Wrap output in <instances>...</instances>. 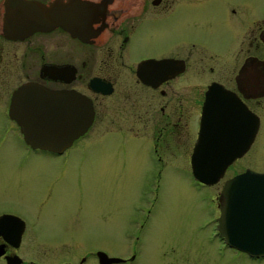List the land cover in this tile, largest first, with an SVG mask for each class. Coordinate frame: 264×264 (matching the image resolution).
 I'll return each mask as SVG.
<instances>
[{"label":"flooded vegetation","instance_id":"obj_1","mask_svg":"<svg viewBox=\"0 0 264 264\" xmlns=\"http://www.w3.org/2000/svg\"><path fill=\"white\" fill-rule=\"evenodd\" d=\"M252 2L0 0V142L9 137L13 147L25 148V155L10 163L32 175L23 193L6 195L12 203L0 204V216L9 215L0 221V264L86 260L88 255H79L73 263L71 255H43L42 246L34 252L33 247L43 240H71L70 214H57L59 234L51 235L43 232L44 222H55L37 216L44 207L71 211V203L58 194L71 166L65 153L91 131L113 133L111 142L121 149L144 148L157 174L170 163L189 166L197 139L217 156L220 146L237 153L215 182L220 188L246 168L264 171L263 165H251L252 145L264 144V2ZM164 33L173 48L155 47L156 36ZM29 81L71 91L63 102L71 104V131L86 124L59 153L27 143L10 116L12 91ZM31 107L22 112L34 111ZM42 168L52 172L41 178ZM190 176L196 187L204 185ZM220 200L219 189L217 211ZM30 211L36 219L27 215ZM92 256L99 264L95 251ZM197 260L264 264V255L230 247L228 255Z\"/></svg>","mask_w":264,"mask_h":264},{"label":"rangeland","instance_id":"obj_2","mask_svg":"<svg viewBox=\"0 0 264 264\" xmlns=\"http://www.w3.org/2000/svg\"><path fill=\"white\" fill-rule=\"evenodd\" d=\"M166 36H156V48L174 47ZM111 134L91 131L65 153L71 166L58 194L71 203V211L47 212L44 207L37 217L55 222L57 214H70L71 240H43L33 252L42 246L43 255H71L73 263L79 255H88L82 264H96L92 256L96 249L120 258L132 256L126 263L111 264H197L201 255H228L230 247L215 235L214 198L220 182L196 187L186 162L170 163L157 174L144 148L116 147ZM7 138L0 142V204L12 203L6 195L19 189L23 193L21 189L32 178L10 163L26 151L19 143L13 147ZM251 163L264 166V144L252 145ZM38 172L45 178L52 170ZM27 215L36 219L34 211ZM42 230L45 235L59 234V225L44 222Z\"/></svg>","mask_w":264,"mask_h":264},{"label":"water","instance_id":"obj_3","mask_svg":"<svg viewBox=\"0 0 264 264\" xmlns=\"http://www.w3.org/2000/svg\"><path fill=\"white\" fill-rule=\"evenodd\" d=\"M69 98L71 91L51 89L31 81L24 82L11 93L10 116L20 126L27 143L59 153L82 134L86 127V124H81L80 129L71 131V104H63ZM26 106H32L35 110L23 113L22 109ZM254 132L255 127L248 136V142ZM219 148L217 156L213 148L202 146L199 139L195 141L190 155V169L194 179L204 184H213L237 155L230 146ZM220 196L216 228L224 243L249 255H264V172L247 168L235 174L224 181ZM8 216L1 215L0 221ZM95 254L99 264L120 260L118 257L107 256L102 250L95 251Z\"/></svg>","mask_w":264,"mask_h":264}]
</instances>
